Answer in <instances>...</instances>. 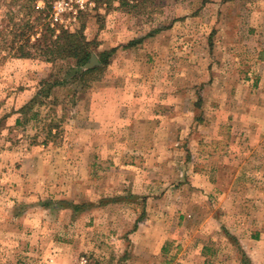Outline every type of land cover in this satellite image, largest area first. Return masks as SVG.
<instances>
[{
  "label": "rangeland",
  "instance_id": "1",
  "mask_svg": "<svg viewBox=\"0 0 264 264\" xmlns=\"http://www.w3.org/2000/svg\"><path fill=\"white\" fill-rule=\"evenodd\" d=\"M129 2L53 0V26L94 43L86 68L116 48L85 86L75 59L0 34V264H204L203 244L205 264H252L234 233L264 231V0ZM29 4L0 0V30ZM52 74L67 84L17 124ZM147 218L172 236L158 255L130 237Z\"/></svg>",
  "mask_w": 264,
  "mask_h": 264
},
{
  "label": "trees",
  "instance_id": "2",
  "mask_svg": "<svg viewBox=\"0 0 264 264\" xmlns=\"http://www.w3.org/2000/svg\"><path fill=\"white\" fill-rule=\"evenodd\" d=\"M28 1H30L31 4L24 6L29 10L26 12L24 18L13 24V26H8L6 31L0 30V34L4 33L8 35L6 39H4L5 49L8 50V52H13L22 57L40 55L47 61H56L58 58H73L76 60V64L69 69L70 71L72 70V74H74L73 82L78 83L84 81L85 86L89 75L101 70L109 63V57L116 48L101 52L100 55L103 57L99 58L101 62L100 66L86 68V65L91 60L92 54L94 53V43L88 40L81 31L71 32L63 28L58 31V29L53 26L48 20L53 10V0H42L45 4L44 7H40L37 4L38 0ZM95 1L99 4L111 2V0ZM119 1L122 5L130 4L129 0ZM155 32H158V29ZM134 43V40L130 41L125 47L131 46ZM51 77L54 78L55 75L52 74ZM67 82L66 79H45L36 95L20 109L22 116L17 119V124H27L33 118H37L39 111H35L34 108L37 105L41 106L45 104L46 99L50 97L53 89L58 85H65ZM47 127L51 132L54 127H59V123L53 121L52 124H49ZM57 203L60 204L61 201ZM94 205L95 203L91 201L72 202L71 208L76 214H80L90 210ZM141 220L142 218H138L137 222ZM135 227H137V224ZM242 260L247 262L246 254H243Z\"/></svg>",
  "mask_w": 264,
  "mask_h": 264
},
{
  "label": "crops",
  "instance_id": "3",
  "mask_svg": "<svg viewBox=\"0 0 264 264\" xmlns=\"http://www.w3.org/2000/svg\"><path fill=\"white\" fill-rule=\"evenodd\" d=\"M250 31H255L254 29L250 30ZM259 48H261L262 50L264 49V42L259 44ZM251 139V143L252 144H257L258 142H256V140L253 141V138ZM260 143H264V139L262 138L261 140H258ZM224 168V165L222 163H220L219 165V169L221 170ZM219 192H226V189H221L218 190ZM211 220H214L213 218H211ZM151 220L149 218H147L145 221H143L142 223H139L138 227L136 228V230L134 232H132L130 234V237L133 239L134 236L137 237H141V242H143L145 245H150L148 242L149 240L152 238V241H156L158 242V250L157 253L156 252H151L149 248H146L147 251H150V253L152 254H148V255H158L160 253V251L164 248L163 243L167 240L170 239V237L172 236H166L165 239L163 240V243H161V233L159 230L157 229H151L152 232L151 234L148 232V234L144 235V231H148L149 230V222ZM210 222V218L206 219L205 221H202L201 226L203 227L204 225L208 224ZM148 228V229H146ZM240 244L242 245V247L245 249L246 254L248 257H250V262L252 264H264V231H262L259 234L256 235H250L249 237L245 236V235H241L240 233H234ZM151 236V238H150ZM204 239L207 238V240L209 241V236L205 237L203 236ZM212 240V239H211ZM134 241V240H133ZM206 245L208 244H203L200 247L201 250V254L202 256L205 258L204 260V264L207 263L208 261H206V257L207 254L205 252H203L204 249H206ZM177 253V251H176ZM240 261V260H239ZM85 262H78L76 261V264H84Z\"/></svg>",
  "mask_w": 264,
  "mask_h": 264
},
{
  "label": "water",
  "instance_id": "4",
  "mask_svg": "<svg viewBox=\"0 0 264 264\" xmlns=\"http://www.w3.org/2000/svg\"><path fill=\"white\" fill-rule=\"evenodd\" d=\"M97 61V59H96V57L95 56H93L92 57V60H91V62H90V65H92L94 62H96Z\"/></svg>",
  "mask_w": 264,
  "mask_h": 264
}]
</instances>
